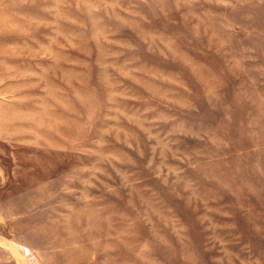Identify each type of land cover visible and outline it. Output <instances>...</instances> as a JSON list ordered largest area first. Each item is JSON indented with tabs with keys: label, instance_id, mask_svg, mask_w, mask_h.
Segmentation results:
<instances>
[{
	"label": "rangeland",
	"instance_id": "374dc122",
	"mask_svg": "<svg viewBox=\"0 0 264 264\" xmlns=\"http://www.w3.org/2000/svg\"><path fill=\"white\" fill-rule=\"evenodd\" d=\"M0 264H264V0H0Z\"/></svg>",
	"mask_w": 264,
	"mask_h": 264
}]
</instances>
